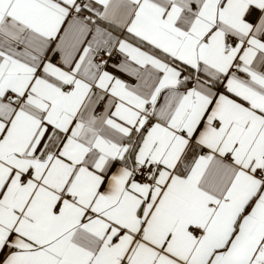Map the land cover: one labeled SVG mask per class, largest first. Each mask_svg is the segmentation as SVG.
<instances>
[{
	"label": "snow or ice",
	"instance_id": "snow-or-ice-1",
	"mask_svg": "<svg viewBox=\"0 0 264 264\" xmlns=\"http://www.w3.org/2000/svg\"><path fill=\"white\" fill-rule=\"evenodd\" d=\"M0 264H264V0H0Z\"/></svg>",
	"mask_w": 264,
	"mask_h": 264
}]
</instances>
